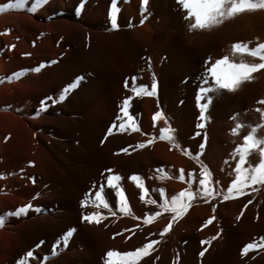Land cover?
<instances>
[{"label": "bare ground", "instance_id": "6f19581e", "mask_svg": "<svg viewBox=\"0 0 264 264\" xmlns=\"http://www.w3.org/2000/svg\"><path fill=\"white\" fill-rule=\"evenodd\" d=\"M81 5L80 0H50L37 14L42 13L46 17L57 11L55 18L41 23L48 28L59 26L60 31L67 33L63 47L57 49L58 52L64 50L59 69L66 65H72V68L63 74L61 88L70 82L73 84L74 77L79 75L82 79L78 81L79 87L74 94L78 90L89 89L94 94L95 89H103L105 92L96 91L95 95L105 100L84 95L81 101L77 97L68 110L52 104L38 120L20 118L33 130L37 127L35 124L42 125V131L35 132L41 156L36 158L34 166L28 167L34 174L28 177L14 175L7 183L0 180V184L8 187H25L28 193H25L26 205H31L26 213L18 216L5 215L0 208V216L5 221L0 226V264H104L108 251H132L151 239L160 242L154 246L155 251L149 257H142L138 264H264V248H253L241 255L246 244L259 242L264 237V185H252L245 188L244 195L226 201L220 197L207 203L200 198L195 199L188 211L161 238L158 233L171 214L162 213L152 223L144 225L143 215L151 214L157 208L140 200V189L130 179L133 175L140 176L148 189L146 199H156L160 203V188L170 198L188 187L189 171L198 177L200 163H203L212 173L213 187L226 190L235 176L232 169L238 156L234 149L243 142V135L255 127V135L264 139V127H256L261 124L260 113L256 109L264 111V104L259 103L264 100V69L252 73L251 79L242 81L235 92L216 94L207 109L203 128L197 127L200 120L195 100L196 87L187 107L178 112L157 88L155 96H133L130 101V112L139 132L114 129L112 134H106L122 100L133 95L131 78L135 77L137 85L144 84L149 89L153 79L157 83L155 76L163 68V53L171 42L175 43L179 54L189 56L195 43L200 45L212 39L214 45L207 57L218 59L229 55L236 62L258 63V57L247 54L233 56L231 46L243 42L253 48L264 43V10L241 13L209 30L190 31L189 20L183 18L186 15L184 11L173 19L170 0H149L145 11H142L141 0H118L122 11L119 27L114 32L109 28V0H87L81 14H74L75 7ZM89 6L93 12L87 18ZM58 10H63V14H58ZM16 15L13 12L0 15V24L7 20L10 22L9 18ZM128 24L130 28H124ZM110 34L122 37L123 55L127 57L122 58L120 51V55L116 54L106 43L104 38ZM200 58L203 62L206 60L202 54ZM203 62L197 66L195 79L202 72ZM125 82L129 85L127 88ZM158 110L167 122L158 119L153 127L152 116ZM30 111L24 114L28 116ZM19 114L2 111L1 122L2 117L7 116L14 122L21 116ZM10 122L2 130L7 125L10 127ZM237 123L242 127L234 134L231 129ZM162 127L174 130V142L180 148L158 138ZM149 139H153L151 144L135 147ZM201 143L203 149L199 148ZM124 148L128 149L127 153L121 151ZM184 148L193 155H184ZM257 159L258 153L253 151L248 162L254 164ZM105 169H111V174L120 177L113 183L122 188L129 215L119 212L115 189L106 184L109 173ZM181 169L185 181L178 179ZM29 177L33 179L29 180ZM195 187L194 179L193 191ZM97 191L101 192L115 215L91 202ZM85 199L89 203L81 207V201ZM95 211L101 214L99 223L89 224L81 219L82 215ZM133 216L140 219H133ZM210 218L214 219L206 223ZM69 230L73 231L65 241L64 234ZM201 241L209 243L201 244ZM29 251L33 253L32 257L27 256ZM201 251L203 256L199 255Z\"/></svg>", "mask_w": 264, "mask_h": 264}, {"label": "snow or ice", "instance_id": "6c2138e0", "mask_svg": "<svg viewBox=\"0 0 264 264\" xmlns=\"http://www.w3.org/2000/svg\"><path fill=\"white\" fill-rule=\"evenodd\" d=\"M44 2V0H35L27 10L29 12H34L36 7ZM26 0H15V3H9L0 7V11L5 9H23L25 7ZM148 0H141V7H146ZM176 3L181 7V9L186 13L183 17L185 20H189L188 28L189 30H209L215 26L220 25L225 20L235 17L244 12H252L256 10H264V0H176ZM109 19L111 21L112 28H117V18L119 12L121 11L118 6V0H109ZM143 23V19L141 20ZM231 53L233 56L237 54H247L251 57H258L259 62L245 63L243 60L236 62L231 59L229 55H223L218 59H213L211 56L208 57L203 62L202 72L197 78L198 87L195 93V100L197 107L199 109V120L200 123L197 125L198 128L204 127V121L207 119L206 112L212 99L216 94H222L225 91L232 93L237 90L239 85L244 80L251 79V74L257 72L258 70L264 69V43H258L255 47L249 48L247 43L237 42L232 44ZM44 65L41 64L38 67L32 69V71L39 72ZM22 72H14L7 79L11 80L13 78H19ZM82 77H77V80H81ZM132 96L125 97L120 105L118 106V114L114 119L113 123L108 127L106 134H112L115 129L118 132L125 131H136L139 132L140 129L135 121L134 116L130 112V101L133 96H155L157 92V83L155 79L152 80L150 89L147 85L135 83L136 78L132 77ZM129 85L125 82V87ZM46 100L51 99L49 97ZM60 100L64 99L63 95L59 96ZM203 101V102H202ZM53 103L56 101L53 100ZM260 104H264V100L259 101ZM47 105L44 101H41V108H46ZM260 113L261 124L256 127H264V111L261 109H256ZM158 119H165L161 111H156L152 116L153 127L156 125ZM241 124L237 123L231 131L235 134L240 128ZM256 128L254 127L248 134L243 135L242 143L238 144L234 149V154L238 156L235 161V166L232 169L235 176L231 182L226 186V190H220L219 188L213 187L212 173L209 171L207 166L200 163L198 177H194L193 172L189 171L187 173V184L188 187L180 190L178 193L171 195L170 198L166 197L165 190L160 188L159 199L160 203H157L156 199L148 198V189L145 188L142 178L137 175H133L130 179L135 182L136 187L140 189L141 195L140 200L146 204L156 205L157 210L151 211V214L145 213L142 217V222L144 225L152 223L157 217L162 213H170L171 217L168 219L167 224L159 231V237L163 238L166 233L169 232L172 224L182 217L188 209L191 207L192 202L200 198L205 203L210 200H214L216 197H220L222 200H229L236 196H242L245 194V188H250L252 185H264V139L258 138L255 135ZM173 129L170 127H162L159 129V139L167 140L175 148H180L178 143L174 142ZM143 135V133H141ZM199 134V133H197ZM155 139V137H153ZM153 139L146 140L144 143H138L135 145L136 148H143L146 144H151ZM203 143L199 145L200 149H203ZM122 152L127 153L128 149H121ZM184 155L192 156L193 153L187 148L183 150ZM255 151L258 153V159L256 162L249 163L248 157ZM198 156V153H197ZM31 163V162H29ZM247 165V166H245ZM105 172L109 173L106 177V184L108 187L115 189L116 205L120 213L129 215L130 209L124 192L118 183H113L114 181H119L120 177L118 175L111 174V169H105ZM29 177V180H32ZM180 181H185L184 171L180 170V175L178 176ZM196 180L195 191H193L192 184L193 180ZM218 183V182H217ZM255 191L256 189H252ZM87 195V194H86ZM97 207L102 206L108 209L109 213L115 215L109 204L103 200L100 191L95 193V199L91 201ZM89 203L88 199L81 201V207H86ZM251 203V200H249ZM31 205H25L16 210L15 213H9L8 215H21L27 212ZM213 209L215 204L212 205ZM101 214L99 211L89 212L82 215L81 219L89 224L95 222L99 223L101 219ZM237 219L240 217L237 216ZM133 219H140L139 217L133 216ZM210 218L206 223H211ZM3 216H0V226L4 224ZM73 230H69L64 234V240L71 235ZM151 235V233H150ZM219 236V232L217 233ZM215 239V237H213ZM159 240L151 239L146 243H143L141 247H136L132 251H108L106 253V258L104 264H138V261L142 257H149L150 253L155 251L154 246L159 244ZM201 244L209 243L208 241H201ZM264 248V237H261L259 242L248 243L244 246L241 251V255L247 253L253 248ZM54 254V253H53ZM200 256L204 255V252L199 253ZM28 257H32L33 253L29 251L27 253Z\"/></svg>", "mask_w": 264, "mask_h": 264}, {"label": "rangeland", "instance_id": "374dc122", "mask_svg": "<svg viewBox=\"0 0 264 264\" xmlns=\"http://www.w3.org/2000/svg\"><path fill=\"white\" fill-rule=\"evenodd\" d=\"M49 1L44 0V2L36 7L34 12H29L27 9L35 3V0H26L23 9L12 8L0 11V15L7 14L8 12L17 14L16 17L9 18V21L11 19L10 22H7V20L0 24V113L2 111H8L15 112L17 116L19 113L21 115L19 118H15L14 122L13 118L11 120L8 116L6 118L2 117V122L8 119L4 125L0 119V125L2 124V127H0V180H3L2 182H10V179L14 175L28 177L34 174V172L28 170V167L34 166L36 160L41 156L36 142L35 132L40 133L42 131V125L35 124L37 127L33 130L34 128L24 124V118L29 117L30 119L38 120V117H41L45 111H48L52 104H58L63 109L66 107V110H68V108L72 107L71 105L77 97H80V101L84 95H88L89 97L93 95V98L98 99L100 97L95 95L96 91L99 92L101 90L100 93L104 91L103 89H95V93L91 94V91L89 92L91 89L88 91L78 90V93H75L77 96H75L73 92L79 87V80H77V77H80L79 75L74 77L75 82L73 81V84L70 82L67 84L68 86L64 85L61 88V82L64 79L63 74L65 72L68 73L72 65L62 66L60 68L62 71L59 69V65L61 64L60 60L64 58V50L58 52L57 49L64 44L67 33L60 31L61 28L59 26L48 28L45 24L41 23L44 20L55 18L57 11L49 13L46 17L41 15L42 13L37 14V11L42 5ZM80 1L82 5L75 7L73 11L76 15L81 14V8L87 2V0ZM9 3H15V0H0V7ZM95 3L97 4L96 1ZM109 7L110 4L108 9ZM147 7L148 3L146 7L142 8V11H145ZM88 8L86 17L90 18L93 10L91 6ZM170 8L173 12L174 20L183 11L176 3V0H170ZM120 10L122 11V8ZM107 13L109 14V10H107ZM58 14H63V10H58ZM117 19V25L119 27V15ZM118 27L114 30L110 25L109 28L116 32ZM126 27L129 29L130 24L124 26V28ZM62 28L66 29L63 25ZM110 29L107 28L109 31ZM112 35L110 34L104 38L106 43H108L116 54L118 53L120 55L122 53V58L127 57L123 55L124 40L121 39L122 37L116 34L112 37ZM108 39H110V42ZM65 43V46L67 45L68 47L69 44L67 42ZM196 44L193 45V49L191 48L190 50V55L187 56L179 54L175 50V43L171 42L166 47V52L163 53V62L161 65L163 68L161 67L155 76L158 90L163 93L162 95L167 101L169 100L170 104L172 103L171 105H174V108H177H175L176 110L173 108L177 112L187 107L190 95L195 87H198L197 79H195L194 75H196L198 64H202L203 62L200 54L204 56V59H207L208 52L214 45L212 39H207L200 45ZM114 46L116 49L113 48ZM41 64L44 67L39 72L32 71V69ZM64 67H66L65 70ZM14 72H22V74L19 78L7 79ZM60 95L64 96L63 100L59 99ZM46 97L51 99L46 100ZM100 99L105 100L102 97ZM53 100L56 102L53 103ZM41 101H44L47 105L46 108H41ZM29 109L31 110L30 114L26 116L24 113ZM51 111L53 114L55 113L53 109ZM20 118L23 119L21 120ZM9 122L11 128L7 125V128H9H6L7 130L4 129L5 131L2 130L3 126L5 128L6 123ZM32 126L34 127V124ZM25 193H27L25 187H8L6 184L1 183L0 208H2L1 211L3 214L15 213L18 208L25 206L27 204L25 199L28 195V193L27 195ZM23 200L25 201L23 202Z\"/></svg>", "mask_w": 264, "mask_h": 264}]
</instances>
